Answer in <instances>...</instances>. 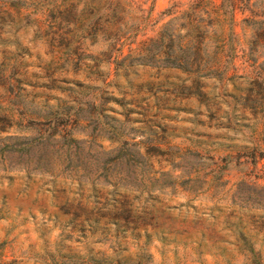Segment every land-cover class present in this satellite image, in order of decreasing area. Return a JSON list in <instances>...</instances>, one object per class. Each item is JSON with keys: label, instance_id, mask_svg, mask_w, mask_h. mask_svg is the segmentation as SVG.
<instances>
[{"label": "rangeland", "instance_id": "rangeland-1", "mask_svg": "<svg viewBox=\"0 0 264 264\" xmlns=\"http://www.w3.org/2000/svg\"><path fill=\"white\" fill-rule=\"evenodd\" d=\"M263 9L0 0V264H264Z\"/></svg>", "mask_w": 264, "mask_h": 264}, {"label": "trees", "instance_id": "trees-1", "mask_svg": "<svg viewBox=\"0 0 264 264\" xmlns=\"http://www.w3.org/2000/svg\"><path fill=\"white\" fill-rule=\"evenodd\" d=\"M244 1L249 2V0ZM231 5L234 7V3ZM258 14L264 17V9L259 11ZM193 16L194 15L191 14L185 17L187 33L183 36V38L178 39L177 49L165 53V55L168 56V59L171 58V62L175 64L171 67H176L181 70L186 69L187 67H190V64L194 63L193 58L196 57V55L203 53L201 44L207 38V32L205 30H198L201 26V21L197 20L196 17Z\"/></svg>", "mask_w": 264, "mask_h": 264}]
</instances>
